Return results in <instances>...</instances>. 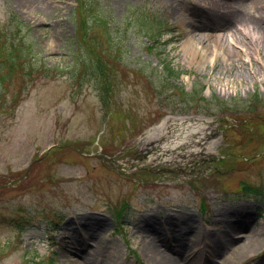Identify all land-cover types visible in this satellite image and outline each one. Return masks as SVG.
<instances>
[{
    "label": "rangeland",
    "instance_id": "obj_1",
    "mask_svg": "<svg viewBox=\"0 0 264 264\" xmlns=\"http://www.w3.org/2000/svg\"><path fill=\"white\" fill-rule=\"evenodd\" d=\"M75 1L0 0V24L21 18L58 73L0 90V264H264V197L238 191L264 183V33L243 22L249 0H97L110 37L96 40L116 56L109 104L72 64ZM253 92L255 114L236 112ZM167 116L206 133L153 160L149 131Z\"/></svg>",
    "mask_w": 264,
    "mask_h": 264
},
{
    "label": "trees",
    "instance_id": "obj_2",
    "mask_svg": "<svg viewBox=\"0 0 264 264\" xmlns=\"http://www.w3.org/2000/svg\"><path fill=\"white\" fill-rule=\"evenodd\" d=\"M75 2L76 33L73 44L77 43L82 47L84 53H76L72 64L82 68L86 75L91 74L95 78L102 80L101 100L104 104L106 102L109 104L113 85H111V79L108 78L113 68L111 62L116 60V56L113 55L114 52H110V49L103 46L102 41L96 40L97 35L106 36L105 40L109 42L110 30L107 26L108 21L99 16L100 8L97 0H76ZM135 20L139 25L146 28L151 40L154 36L160 34L158 31L161 30V26H166L165 23L149 17L146 13L142 15L140 11L136 13ZM94 28L101 31L96 32L93 30ZM28 32L25 22L12 12H9L6 21L0 24V90L6 87L7 79L13 74L15 77L19 75L25 79H33L35 76L50 77L58 74L56 66L46 64L39 57L34 56L35 51L38 52L40 44L36 41V46L35 38L30 36ZM168 68L171 72L169 66ZM251 96L243 106L236 109V112L240 110L249 117L255 114L257 107L261 106L262 102L256 92H253ZM217 106H227L228 111H235L230 108L232 105L229 107V103L224 100H218ZM238 191L245 196L263 198L264 183L257 185L241 181ZM49 264H56V262L53 258H50Z\"/></svg>",
    "mask_w": 264,
    "mask_h": 264
},
{
    "label": "bare ground",
    "instance_id": "obj_3",
    "mask_svg": "<svg viewBox=\"0 0 264 264\" xmlns=\"http://www.w3.org/2000/svg\"><path fill=\"white\" fill-rule=\"evenodd\" d=\"M250 7L253 8V11L250 14H247L246 18L244 19V24L252 26V28L257 29L258 31L264 33V0H249ZM227 13H221V12H214L212 16L223 18L227 17ZM185 48L187 50H190L192 54H195V49L190 46V44H186ZM199 118H182V117H167L165 118L160 124H157L152 131H150L149 135L152 136H158L161 135L163 137L166 133H169L171 135V139L166 141L168 143V146H165L163 148H157L158 150L162 149L163 151L167 152V156L173 157L176 153V145L180 144L182 140H188L190 137H193L194 139H201V135L204 136L205 133H202L201 135V126L198 125ZM198 132L199 134H197ZM176 139H179L176 141ZM175 150V151H174ZM198 150V149H197ZM157 153V152H156ZM160 156H157V158L153 157L154 159H158ZM246 246H250L249 244ZM84 248V247H83ZM80 251L76 250L74 252V255H79Z\"/></svg>",
    "mask_w": 264,
    "mask_h": 264
}]
</instances>
